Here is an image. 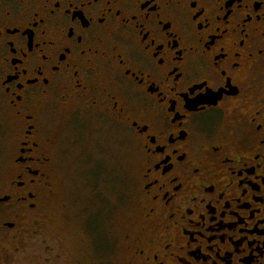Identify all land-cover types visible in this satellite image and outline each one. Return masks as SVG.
Masks as SVG:
<instances>
[{
  "label": "flooded vegetation",
  "instance_id": "1",
  "mask_svg": "<svg viewBox=\"0 0 264 264\" xmlns=\"http://www.w3.org/2000/svg\"><path fill=\"white\" fill-rule=\"evenodd\" d=\"M77 111L134 140L128 264H264V0H0V264H59L26 220Z\"/></svg>",
  "mask_w": 264,
  "mask_h": 264
},
{
  "label": "rangeland",
  "instance_id": "2",
  "mask_svg": "<svg viewBox=\"0 0 264 264\" xmlns=\"http://www.w3.org/2000/svg\"><path fill=\"white\" fill-rule=\"evenodd\" d=\"M69 121L54 149V189L44 201L41 222L26 220L30 259L103 264L96 244L105 238L109 263L128 264L123 245L138 204L134 140L99 111H77Z\"/></svg>",
  "mask_w": 264,
  "mask_h": 264
},
{
  "label": "snow or ice",
  "instance_id": "3",
  "mask_svg": "<svg viewBox=\"0 0 264 264\" xmlns=\"http://www.w3.org/2000/svg\"><path fill=\"white\" fill-rule=\"evenodd\" d=\"M170 155V154H169Z\"/></svg>",
  "mask_w": 264,
  "mask_h": 264
}]
</instances>
